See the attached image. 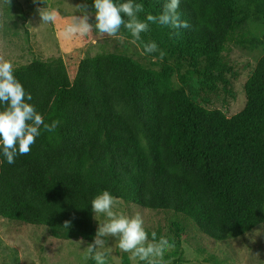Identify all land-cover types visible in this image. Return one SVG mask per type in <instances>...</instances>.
Listing matches in <instances>:
<instances>
[{"label": "trees", "instance_id": "1", "mask_svg": "<svg viewBox=\"0 0 264 264\" xmlns=\"http://www.w3.org/2000/svg\"><path fill=\"white\" fill-rule=\"evenodd\" d=\"M239 1L264 17V0H181L189 29L149 22L140 40L188 65L183 81L202 73L209 80L232 40L263 43ZM166 2L134 0L144 6L138 18L160 15ZM14 75L45 123H59L53 132L41 127L30 152L13 164L0 147L1 216L93 242L91 202L107 190L146 208L186 213L216 240L264 222V56L245 84V108L232 116L115 53L85 57L74 79L62 58L34 60Z\"/></svg>", "mask_w": 264, "mask_h": 264}, {"label": "rangeland", "instance_id": "2", "mask_svg": "<svg viewBox=\"0 0 264 264\" xmlns=\"http://www.w3.org/2000/svg\"><path fill=\"white\" fill-rule=\"evenodd\" d=\"M83 2L89 5L93 30L84 36H66L65 27L73 17L81 15L75 6ZM93 4L94 0H44V3L11 0L8 5L5 0H0V57L10 60L14 71L37 59L62 58L74 79L85 57L115 53L132 58L145 69L165 73L171 87L183 90L207 108L221 109L228 116L245 108V84L264 56V17L253 6L238 2L241 13L249 15V28L256 37L263 38V43L251 47L232 40L219 63L220 70L207 67L208 71L214 70V75L208 76L209 80L202 73L185 82L182 75L188 65L179 67L176 60L160 47L157 52H145V44L141 40L133 43L134 38L123 26L116 37L101 36L94 27ZM40 7L56 9L59 13L57 21L41 24L37 11ZM123 18L127 20V17ZM160 51L165 53L162 60ZM115 198V212L128 217L139 213L143 217L149 242L151 233L156 232L157 242L160 237H165L174 243V249L164 255V264H264V222L243 236L216 240L203 233L186 213L146 208L129 197ZM94 217L93 212L97 227L106 220L105 214H99L97 219ZM106 239V247L111 249L106 264H125L126 258L128 264H144L138 259L131 260L129 253L122 252L115 237ZM88 243L91 242L82 238L58 237L47 225L29 224L0 215V264H91L92 258L86 253Z\"/></svg>", "mask_w": 264, "mask_h": 264}, {"label": "clouds", "instance_id": "3", "mask_svg": "<svg viewBox=\"0 0 264 264\" xmlns=\"http://www.w3.org/2000/svg\"><path fill=\"white\" fill-rule=\"evenodd\" d=\"M36 2V0H34ZM44 3V0H40ZM10 5L11 0H5ZM181 0H167L160 15L148 14L146 21L138 18V14L144 11L143 4L134 3V0L117 4L114 0H94L93 7L94 27L101 36L116 37L121 27L126 28L132 35L133 43L141 39V33L149 30V22L167 26L173 30L189 29L191 25L186 20H181L178 11ZM81 15L73 17L65 29L66 36H84L92 32L93 23L90 22L92 14L89 5L83 2L75 6ZM41 18V24L55 23L58 11L50 7L37 9ZM123 14V16H122ZM126 16L127 20L123 17ZM179 35V31L175 32ZM145 52H157L158 45L150 42L144 45ZM165 53L159 52L162 60ZM32 96L26 93L23 84L15 77L13 64L10 60L0 57V147L9 164L15 163L17 155H26L31 150V145L41 135V127L48 132L55 131L58 121L47 124L43 116L36 110L31 101ZM117 200L111 193L104 190L91 202L95 219L99 214H105L106 220L99 224L94 240L88 243L86 253L96 261V264H106V257L110 255L111 249L106 247V238L115 237L118 248L129 253L133 261H143L144 264H164L166 252L174 249V243H170L165 237L156 241V232L149 235L144 227L143 217L137 213L128 217L113 210ZM71 221H65L63 227L68 229ZM83 242V241H81Z\"/></svg>", "mask_w": 264, "mask_h": 264}]
</instances>
